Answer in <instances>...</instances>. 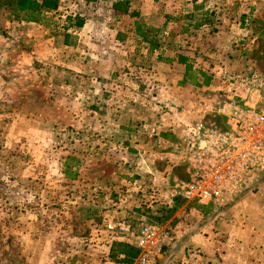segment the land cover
Returning <instances> with one entry per match:
<instances>
[{
    "label": "rangeland",
    "instance_id": "374dc122",
    "mask_svg": "<svg viewBox=\"0 0 264 264\" xmlns=\"http://www.w3.org/2000/svg\"><path fill=\"white\" fill-rule=\"evenodd\" d=\"M11 1L0 0V264L132 263L140 250L104 224L142 214L175 236L151 264L169 250L202 258L179 244L181 222L234 204L179 194L188 177L181 143L201 122L222 124L228 98L252 102L259 87L264 95V13L253 16L264 6L60 0L37 23L15 19ZM196 7L198 21L209 17L236 43L219 33L209 46V31L196 33L187 16Z\"/></svg>",
    "mask_w": 264,
    "mask_h": 264
},
{
    "label": "built area",
    "instance_id": "2783aa9c",
    "mask_svg": "<svg viewBox=\"0 0 264 264\" xmlns=\"http://www.w3.org/2000/svg\"><path fill=\"white\" fill-rule=\"evenodd\" d=\"M255 2L264 6V0ZM252 95L257 97L252 102L228 98L222 124L201 122L187 132L181 150L188 177L179 182L184 199L223 208L255 193L264 182V95L260 87ZM104 227L112 240L128 238L140 250L132 263L110 264H151L175 239L168 227L146 214L136 221L113 218Z\"/></svg>",
    "mask_w": 264,
    "mask_h": 264
},
{
    "label": "crops",
    "instance_id": "0c3cea01",
    "mask_svg": "<svg viewBox=\"0 0 264 264\" xmlns=\"http://www.w3.org/2000/svg\"><path fill=\"white\" fill-rule=\"evenodd\" d=\"M261 13L264 11L253 16ZM187 16L197 21L193 27L196 33L209 31V46L219 33L227 37L229 44L236 43L227 29L216 31L209 17L198 21L203 16L199 7ZM233 204L207 220L181 222L184 229L179 244L192 248L196 254L203 253L202 258L187 259L181 254L174 258L169 256V250L162 257L163 264H264V182L255 193L245 194Z\"/></svg>",
    "mask_w": 264,
    "mask_h": 264
},
{
    "label": "trees",
    "instance_id": "16d2710c",
    "mask_svg": "<svg viewBox=\"0 0 264 264\" xmlns=\"http://www.w3.org/2000/svg\"><path fill=\"white\" fill-rule=\"evenodd\" d=\"M60 0H42L40 4L37 5L35 0H12L10 3V9L13 16L17 20L28 21V22H45L47 16L46 12L51 10H57ZM128 0L118 1L114 4V8L118 10H124L127 8ZM186 57L180 55L179 62L185 63ZM65 173L67 177L75 179L77 177V172L72 171L71 167L66 164ZM132 248V247H131ZM134 255L127 254V261H131L138 254L136 250Z\"/></svg>",
    "mask_w": 264,
    "mask_h": 264
}]
</instances>
